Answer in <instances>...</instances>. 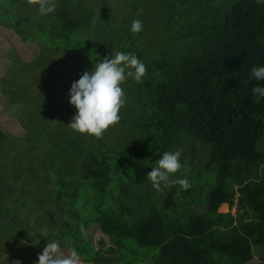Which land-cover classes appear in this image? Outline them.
<instances>
[{"label":"trees","instance_id":"obj_1","mask_svg":"<svg viewBox=\"0 0 264 264\" xmlns=\"http://www.w3.org/2000/svg\"><path fill=\"white\" fill-rule=\"evenodd\" d=\"M202 1L160 0L153 17H158L154 19L162 23L163 37L168 38L166 28L180 6L197 8ZM207 1L217 7L223 18L214 46L207 47V26L203 25L204 38L198 34L184 42L170 40L157 56L144 52L147 57L141 58L148 77L139 93L146 94L122 122L127 124L131 137L118 140L116 144L105 143L100 138L102 146L94 147L81 140H91L90 135L71 129L75 141L71 146L64 143L62 147L67 153L49 164L55 166L49 176L55 190L52 200L59 210H66L70 216L72 210L80 224L81 235L92 222L101 223V234L108 237L116 252L126 239L141 248L157 249L153 264H220L219 259L223 257L231 264H247L252 260L251 247L262 250L257 264H264V145L260 150L257 148L264 135V98L256 102L252 93L257 84L264 85V80L249 82L250 69L264 65V3L257 0ZM78 3L79 0H71V15L78 19L68 20L65 12L50 14L55 20L54 28L46 25L41 31L30 33L27 28L33 23L26 17H13V21L2 25L17 37L16 43L20 46L28 48L37 42L61 49L62 42L69 41L70 35L71 42L82 41L76 29L89 27L95 17L92 9L91 16L79 17ZM104 11L109 12L105 0ZM129 31H124L126 36ZM142 31L147 29L142 28ZM142 31L135 34L140 37ZM133 46L122 43L117 51L135 55L142 52L131 51ZM185 137L208 146L205 167L216 169V183L210 189L205 206L201 204L202 214L186 210L187 205L176 204L172 191L166 194L160 212L153 211L142 220L123 221V211L132 213L124 206L118 207L114 216L100 209L106 202L105 189L116 175L128 179L130 187L145 183L147 173L162 153L174 151V146L183 143ZM4 139L0 132V142ZM44 151L46 157H53L52 151ZM3 187L0 193L4 191L12 196L11 186ZM124 187L118 199L127 194L129 198L130 191ZM21 193L23 191L13 194ZM236 195L239 210L255 222V227L251 237L238 236L228 241L221 236L234 219L228 213H218V209L225 204L231 207ZM10 199L11 207L24 203ZM77 202H82L83 212L89 207L95 209L92 219L80 217L72 209ZM173 211L177 214L172 220L175 221L170 223L172 218L168 215ZM68 233L71 234V224ZM9 237H15L13 242L21 238L14 230ZM99 243L104 245L102 241ZM83 250L79 247L77 252L82 254ZM211 253L215 256L211 257ZM91 258L84 260L90 262ZM128 260L131 258L123 261L120 256L117 263L127 264ZM105 262L101 264H107Z\"/></svg>","mask_w":264,"mask_h":264},{"label":"rangeland","instance_id":"obj_2","mask_svg":"<svg viewBox=\"0 0 264 264\" xmlns=\"http://www.w3.org/2000/svg\"><path fill=\"white\" fill-rule=\"evenodd\" d=\"M159 1L105 0L109 10L106 12L104 0H79V17L91 16V9L95 12V17L89 27L80 26L76 29L81 33L82 41L71 42L70 35L69 41L62 42L59 49L45 44L38 45L37 42H33L28 48L20 46L16 43L17 37L11 35L9 29L2 24L13 21V17H26L33 23L27 28L30 33L41 31L46 25L54 28L55 20L51 16L55 12H65L68 20L78 19L71 15V0H53L56 8L51 16L40 15L37 9L38 0H0V132L5 137L0 142V192L4 189L3 186L9 184L12 193V196L4 191L0 193V264H34L47 240L58 241L65 254L71 249L78 251L79 247L84 248L83 253H79L80 264H101L106 260H109L105 262L107 264H118L120 256L123 261L131 258L127 264L154 263L152 259L158 252L157 249L138 247L129 239L122 240L123 247L117 254L108 237L101 234L99 222H92L84 230V235L79 234L80 224L78 225L72 210L70 216L66 210H59V206L53 203L54 183L49 176L55 166L52 164L50 167L49 164L55 163L58 156L67 153L62 147L64 143L71 146V142L75 141L74 131L67 127L76 111L68 102L71 83L84 71L94 67L100 59L114 55L122 43L134 44L131 51H142L136 56L138 59H145L147 56L144 52L148 56H157L161 47L168 46L170 40L184 42L187 38L199 35L204 38L201 27L204 25L207 26L206 45L211 48L214 46L219 35L218 26L223 20L215 5L203 0L197 8L180 6L166 28L168 39L163 37L162 23L154 19L158 17H153ZM257 1L264 3V0ZM133 19L141 20L143 28L147 29L140 33V37L130 31L126 36L124 32L130 29ZM147 77L145 72L140 82L128 77L121 84L126 98L125 104L119 111V122L106 129L100 137L105 143L116 144L118 140L131 137L127 133V124L123 125L122 122L146 94L139 93V89ZM100 138L91 136V140H81L99 147L103 143ZM263 145L264 135L257 148L260 150ZM44 150L52 151L53 157H46ZM175 150L181 153L183 167L170 174V180L186 177L189 183L187 189L170 183L168 186L161 185L160 190H156L149 179L139 186L130 187L127 185L128 179L116 175L110 187L105 189L106 202L100 209L109 214L113 213L111 215L114 216L115 210L124 206L132 213L129 215L123 211L121 218L130 223L134 219H145L153 211L160 212L166 194L172 191L175 193L176 204L187 205L186 210L202 214L204 209L201 204L205 206L210 189L216 183V169L212 167L207 170L205 167L209 148L185 137L183 143L178 142L174 146ZM59 161L62 160L57 162ZM58 165L57 163L56 167ZM83 183L85 186V181ZM123 187L130 191L129 202V194L118 199ZM233 189L236 190V187ZM20 191L23 193L13 194ZM237 195L231 207L225 206L222 210L221 206L218 209L219 213H228L234 219L232 226L221 236L228 241L238 236L251 237L255 227V222L239 210ZM10 198L23 200L24 203L16 206L19 209L11 207ZM80 203L82 202L75 203L72 209L80 217L92 219L95 209L89 207L83 212ZM174 214L177 212L173 211L168 215L169 219L172 218L170 223L175 221H172ZM10 224L15 225L11 227ZM70 224L71 234L68 233ZM12 230L20 233L21 238H17L18 241L13 242L15 237H9ZM28 239L29 242H26ZM251 249L252 260L247 264H257L262 250L253 247ZM90 256V262L84 260ZM214 256L215 253H211V257ZM219 261L220 264H231L227 257L220 258Z\"/></svg>","mask_w":264,"mask_h":264},{"label":"clouds","instance_id":"obj_3","mask_svg":"<svg viewBox=\"0 0 264 264\" xmlns=\"http://www.w3.org/2000/svg\"><path fill=\"white\" fill-rule=\"evenodd\" d=\"M55 8L53 0H38L37 9L42 16L53 13ZM142 28L141 20H132L130 25L132 33H139ZM145 70L144 63L131 52L117 51L114 55L111 54L110 58L105 57L97 61L94 67L84 71L70 85L68 102L76 111L67 127L100 138L106 129L120 120L119 111L126 99L121 84L128 77L140 82ZM252 79L264 80V65L250 69L249 82ZM252 93L253 99L259 102L264 98V85L257 84L253 87ZM180 155L179 150L165 151L155 166L151 167L147 176L154 189L160 190L161 185L168 186L170 183L179 184L184 189L189 187L186 177L170 180V174L183 167ZM34 264H80V256L75 249L65 254L58 241L47 240Z\"/></svg>","mask_w":264,"mask_h":264},{"label":"crops","instance_id":"obj_4","mask_svg":"<svg viewBox=\"0 0 264 264\" xmlns=\"http://www.w3.org/2000/svg\"><path fill=\"white\" fill-rule=\"evenodd\" d=\"M223 206H226V207H228L226 204L225 205H223ZM219 213V212H218ZM221 214H225V213H221Z\"/></svg>","mask_w":264,"mask_h":264}]
</instances>
